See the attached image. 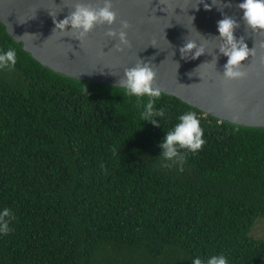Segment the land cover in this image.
<instances>
[{
    "label": "trees",
    "instance_id": "1",
    "mask_svg": "<svg viewBox=\"0 0 264 264\" xmlns=\"http://www.w3.org/2000/svg\"><path fill=\"white\" fill-rule=\"evenodd\" d=\"M0 264H191L224 254L264 264V127L205 115L163 93L160 125L142 121L147 97L42 66L0 22ZM194 112L205 143L181 149L183 171L164 167L165 132Z\"/></svg>",
    "mask_w": 264,
    "mask_h": 264
},
{
    "label": "water",
    "instance_id": "2",
    "mask_svg": "<svg viewBox=\"0 0 264 264\" xmlns=\"http://www.w3.org/2000/svg\"><path fill=\"white\" fill-rule=\"evenodd\" d=\"M76 2L103 5V0H0V22L32 58L62 75L121 87L124 69L142 59L151 62L154 84L163 93L219 120L264 127V30L246 27L240 0H231L228 8L227 0H112L116 21L95 26L83 41L53 32L49 14L55 11L56 19H63ZM221 12L239 22L234 35L253 48L241 62L246 75L240 79L223 76L227 57L219 50ZM122 20L129 22V44L117 51L118 37L106 33L119 31ZM188 40L205 47L197 59L181 57L179 48Z\"/></svg>",
    "mask_w": 264,
    "mask_h": 264
},
{
    "label": "clouds",
    "instance_id": "3",
    "mask_svg": "<svg viewBox=\"0 0 264 264\" xmlns=\"http://www.w3.org/2000/svg\"><path fill=\"white\" fill-rule=\"evenodd\" d=\"M231 0H227L225 8L231 7ZM205 9L212 5L204 4ZM237 7L242 10V19L247 28L253 31L264 30V0H240ZM49 14L53 18L54 31L60 33H71L72 37L83 41L87 34L97 25H112L116 21V12L113 10L112 0H103L102 6H92L88 3L76 2L73 10L63 19H56V12L50 10ZM223 18L217 21L218 37L222 41L220 52L227 57L223 65V76L226 79H240L246 73L242 70V61L251 55L253 48H249L241 36L237 38L234 33L239 27V22L233 17L221 12ZM70 26V27H69ZM129 28L127 20L121 21L119 31L109 28L106 35L108 37H118L119 43L115 46L117 51H122V46L129 44L127 32ZM181 57L184 59H197L201 56L205 47L197 45L196 41L188 40L179 48ZM17 63L15 49L0 50V71L11 70ZM199 67V66H198ZM191 75V73L189 74ZM156 73L151 66V62L140 60L135 66L124 69L121 87L124 94L130 97H147L146 103L141 105L140 118L142 121H149L153 125L159 126L156 117L164 116V109H157L155 102L162 95L159 87L155 86ZM203 129L200 121L194 112H186L178 117V123L174 124L171 130L165 132L159 147L164 167L176 166L179 171H183L186 162L185 155L180 151L186 149L195 154L205 143L203 139ZM14 214L10 208H0V235H7L11 231V220ZM191 264H229L228 258L224 254H215L207 259L196 256L191 259Z\"/></svg>",
    "mask_w": 264,
    "mask_h": 264
},
{
    "label": "rangeland",
    "instance_id": "4",
    "mask_svg": "<svg viewBox=\"0 0 264 264\" xmlns=\"http://www.w3.org/2000/svg\"><path fill=\"white\" fill-rule=\"evenodd\" d=\"M248 236L253 239H264V216H260L255 220Z\"/></svg>",
    "mask_w": 264,
    "mask_h": 264
}]
</instances>
